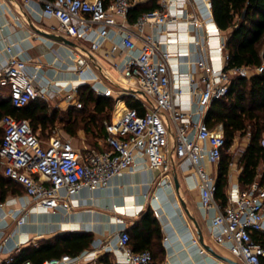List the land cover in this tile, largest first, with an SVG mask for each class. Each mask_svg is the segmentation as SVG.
Returning a JSON list of instances; mask_svg holds the SVG:
<instances>
[{"label":"built area","instance_id":"built-area-1","mask_svg":"<svg viewBox=\"0 0 264 264\" xmlns=\"http://www.w3.org/2000/svg\"><path fill=\"white\" fill-rule=\"evenodd\" d=\"M28 1V0H27ZM46 15L55 17L58 25L54 32L73 41V61L75 70L83 74L97 52L109 39L112 43L109 53H124V62H114V67L123 76L121 83L136 89L94 84L97 94L116 97L117 116L105 120L106 135L101 149L80 146L74 137L54 134L44 141L39 137L30 120L6 114L0 123L3 138L0 143V169L3 174L22 185L24 193L31 197L35 206L56 210L58 207L70 209L72 199L83 188H103L111 180L130 169L143 166L157 171V175L147 183L143 196L147 200L158 198V190L165 186L175 188L173 166L177 160L188 158L190 171L195 174L202 192V206L209 210L216 208L212 218L214 240L226 246L232 258L243 264H263L264 258V181L255 179L247 187H233L227 203L221 204L216 198V178L203 166L206 155L212 163H219L226 149L224 128L219 123L209 126L204 120L206 111L215 99L225 97L235 77H249L264 70L261 65L228 67L230 54L227 36L210 27L206 17L189 14V21L195 29H203L205 39L195 43L205 53L195 62L201 71L197 80L187 72L190 93L197 96L200 118L194 119L178 101L185 94L179 78L174 76L172 62L174 51L163 47L173 39L172 25L182 20L178 11L187 0H40ZM155 1L157 7L141 13L129 22L131 8L137 4ZM191 1V0H189ZM212 11V0H204ZM122 17V19H118ZM147 26L162 27L165 39L146 30ZM5 25L0 23V33ZM113 33L120 35L113 40ZM220 35V37H219ZM220 39L214 42V37ZM5 39V38H4ZM88 41L85 46L82 42ZM212 47L220 55L222 65L210 60ZM4 49L8 58L0 66V85L9 89L14 106L23 107L31 100H47L49 90L39 86L37 72L28 71L29 62L15 50L14 43H6ZM138 50V52H137ZM96 82V81H95ZM64 99L77 109L83 107L77 85L65 83ZM128 98L138 99L143 111L128 102ZM121 104V105H119ZM264 147V137L261 139ZM3 203H0V209ZM153 212L160 217L159 209ZM139 211H137V214ZM29 210L21 209L16 222H27ZM1 219V214H0ZM1 228V224H0ZM116 254L113 264H152L150 250H134L130 244L131 234L127 228L114 233ZM168 240V237H165ZM193 243L199 245L200 253L207 248L198 236ZM103 248L107 252L109 245ZM20 264H103L99 260L97 248L85 249L77 255L64 253L36 263L25 259Z\"/></svg>","mask_w":264,"mask_h":264},{"label":"crops","instance_id":"crops-1","mask_svg":"<svg viewBox=\"0 0 264 264\" xmlns=\"http://www.w3.org/2000/svg\"><path fill=\"white\" fill-rule=\"evenodd\" d=\"M178 11L182 14V20L176 25H172L173 39L170 43H164L162 46L170 48L175 53L172 71L174 76L180 79L185 89V94L178 98V101L188 112L193 114L194 119H198L201 115L198 112L197 96L190 93L186 76L187 72H191L199 80L201 71L196 67L195 62L205 53L195 43V40L203 41L206 36L203 29L199 28L197 31L187 21V16L198 14L200 18L206 17L211 22L210 27L219 29L223 36H227V33L217 25L213 10L210 11L206 7L204 0H187ZM118 19L121 20L122 17H118ZM129 22L133 23L130 20ZM0 23L5 25L3 33H0V66L6 63L9 55L4 49L5 44L14 43L15 50L21 57L28 60V71L31 74L37 72L36 80L39 86L49 90V97L46 101H54V108L66 110L69 106V103L64 99V90H61V86L65 83L77 86L89 83L93 88L94 84L117 87L108 79L107 75L114 77L119 82L123 81V76L114 67V62H124L125 54L112 55L109 53L111 39L94 53V60L87 66L86 72L78 73L72 59L76 43L70 45L40 34L33 29V25H35L42 30L55 33L54 27L58 25V20L55 17L45 14L43 3L40 0H0ZM146 30L154 33L160 39L166 37L162 27L147 26ZM113 32L112 30V39L119 40L120 35ZM219 37H214L215 43H218ZM82 43L85 46L89 45L88 41ZM210 55V60L215 65H222L223 62L215 47H212ZM113 71H116L118 75ZM0 94L7 96L9 89L0 86ZM114 98L116 99V97ZM114 109L112 117L117 112L116 105ZM220 124L223 126L222 123ZM81 132L86 133L84 129L77 131V133ZM62 135L74 137L67 133ZM103 142L104 136L99 138L97 147H102ZM85 144L91 145L87 142ZM233 145L234 143L230 146L229 151ZM246 147L241 154L234 151L231 153L226 185L227 198L233 187L243 188L240 181L243 169L241 158ZM202 163L217 181L219 163H212L206 155L203 157ZM190 167L191 161L188 158L177 160L173 166V175L174 182L175 176L179 179V190H177L176 184L175 188L165 186L158 190V198L151 200L145 199L143 193L147 190L148 181L155 178L157 171L146 165L115 176L106 187L81 189L74 195L73 206L70 209L61 206L54 211L35 206L31 197L25 193L9 195L4 202H0L3 203L0 209V264L4 260H10L14 252L28 244H37L42 239H54L55 236L62 233L84 231L94 233L92 247L87 249L97 248L99 255H102L107 252L103 247L109 245L112 248L109 252L110 257L114 260L116 257L113 252V248H116L114 233L121 228L128 229L141 218L142 211L147 208L153 210V207L161 212L160 217L155 216L161 224L162 245L165 249L164 264H230L210 251L200 253L199 245L193 243V238L198 236L201 243L210 245L222 255L232 257L229 249L218 244L212 236L211 222L217 209L207 210L202 206V192ZM255 179L264 181V163L259 166ZM183 202L187 205L190 214L186 211ZM24 206L29 210L27 222L19 225L16 218ZM137 211H139L138 214ZM192 216L195 217L202 231L203 242ZM166 236L168 240H165Z\"/></svg>","mask_w":264,"mask_h":264},{"label":"trees","instance_id":"trees-1","mask_svg":"<svg viewBox=\"0 0 264 264\" xmlns=\"http://www.w3.org/2000/svg\"><path fill=\"white\" fill-rule=\"evenodd\" d=\"M104 1L108 4L112 0ZM212 5L217 25L227 33L226 45L230 54L228 67L261 65L263 55L260 45L264 42V0H212ZM155 7H157L155 1L137 4L131 8L129 20L134 22L141 13ZM78 89L83 107L77 109L69 105L66 110L52 108L42 98L31 100L23 107H17L13 105L10 94L7 96L0 94V121L6 114L26 118L44 141L53 135L51 131L57 121L64 125V132L69 135L77 134L78 128L84 122L86 129L91 128L90 131L97 140L90 146L101 149L97 147L98 141L100 137L106 135L104 121L111 119L116 99L97 94L89 83L78 86ZM128 102L138 107L141 112L144 110L140 100L128 98ZM64 111L67 113V119L63 116ZM76 113L82 114V117L72 115ZM204 120L209 126L222 123L224 128L226 149L219 162L215 196L225 205L231 160L229 148L236 137L249 134L250 138L241 158L243 169L240 181L243 187H247L255 180L259 166L264 163V147L261 144V139L264 137V70L255 72L249 77H235L229 93L223 98L212 101ZM47 129L50 131L46 133ZM2 138L3 128L0 125V143ZM20 193H24L22 185L6 177L0 169V202H4L9 195ZM128 230L131 234L130 244L134 250H150L153 254L152 263L164 264L165 249L162 245L161 224L151 208L142 211L141 218ZM93 242L94 233L90 231L62 233L54 239H42L37 244L21 247L12 254L10 260H4L1 264H20L25 259L42 263L45 259L64 253L77 255L92 247ZM99 256L103 264H113L109 252Z\"/></svg>","mask_w":264,"mask_h":264},{"label":"rangeland","instance_id":"rangeland-1","mask_svg":"<svg viewBox=\"0 0 264 264\" xmlns=\"http://www.w3.org/2000/svg\"><path fill=\"white\" fill-rule=\"evenodd\" d=\"M260 46H261V53L263 55V60H264V42H262ZM113 72H114V74L118 75V73L116 71H113ZM48 103L50 104V107L54 108V106H53L54 105V101L51 100ZM114 110L115 109H113V112H112L113 114L115 112ZM63 113H64L63 116H65L66 117L65 119H67L66 111H64ZM72 115H77L79 118L82 117V114H80V113H76V114H72ZM81 129H84L86 133L81 132V133H77L76 135H74V138H76L78 140L77 142H78V144L80 146L84 145V142L93 144L94 141L95 142L97 141V140H95L94 134L90 131L91 128H89V130L86 129V127L84 125V122L78 128V131L81 130ZM49 131L50 130L47 129L46 133L49 132ZM51 132H52V134H54V133L56 134L57 133V134H60V135L65 133L64 132V125L61 122L57 121L55 127L53 128V130ZM82 133H84V134H82ZM249 139H250L249 138V134L240 135L239 137H237V139L234 142V145L231 147L230 152L232 153L234 151L235 153L241 154L243 149L246 147L247 143H249Z\"/></svg>","mask_w":264,"mask_h":264},{"label":"water","instance_id":"water-1","mask_svg":"<svg viewBox=\"0 0 264 264\" xmlns=\"http://www.w3.org/2000/svg\"><path fill=\"white\" fill-rule=\"evenodd\" d=\"M33 29L35 31H37L38 33H40V34L46 35V36L51 37V38H53L55 40L65 42V43L70 44V45H74L75 44L74 41H72L71 39H69V38H67V37H65L63 35L42 30V29H40L39 27H37L35 25H33ZM107 77L114 85H116L119 88H122V89H125V90H130V91H136V89L131 88V87H129V86L117 81L114 77H111L109 75H107ZM175 184H176L177 190H179L180 182H179V179H178L177 176H175ZM183 205H184L186 211L188 212V214H190L189 213V209L187 208V205L184 202H183ZM192 219L194 220L197 228L199 229L200 238H201V240L203 242V235H202V231H201V229L199 227V224L196 221L195 217L192 216ZM202 244L207 248L208 251H210L211 253L216 255L218 258H220V259H222V260H224V261H226V262H228L230 264H243L242 262L237 261V260H235L234 258H232L230 256H226V255H222V254L218 253L213 247H211L210 245H208V244H206L204 242Z\"/></svg>","mask_w":264,"mask_h":264},{"label":"bare ground","instance_id":"bare-ground-1","mask_svg":"<svg viewBox=\"0 0 264 264\" xmlns=\"http://www.w3.org/2000/svg\"><path fill=\"white\" fill-rule=\"evenodd\" d=\"M118 113H119V111L115 113V116H117V115H118Z\"/></svg>","mask_w":264,"mask_h":264}]
</instances>
